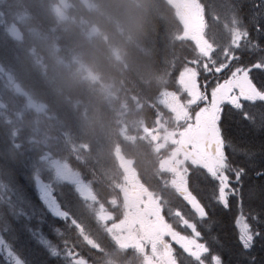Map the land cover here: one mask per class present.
<instances>
[{
  "label": "trees",
  "instance_id": "obj_1",
  "mask_svg": "<svg viewBox=\"0 0 264 264\" xmlns=\"http://www.w3.org/2000/svg\"><path fill=\"white\" fill-rule=\"evenodd\" d=\"M55 3L0 0V100L10 105L0 108V184L23 175L51 185L88 264H140L137 249L103 234L73 185L57 180L52 160L79 173L108 207L121 198L114 182L122 129L139 119L153 126L170 119L157 97L172 87L169 62L180 55L177 9L170 0H69L62 18ZM125 154L144 178L161 175L149 148L126 144ZM151 187L169 189L157 178ZM30 193L40 206L34 187ZM171 196L179 203L176 192ZM88 237L98 249L85 243Z\"/></svg>",
  "mask_w": 264,
  "mask_h": 264
},
{
  "label": "snow or ice",
  "instance_id": "obj_2",
  "mask_svg": "<svg viewBox=\"0 0 264 264\" xmlns=\"http://www.w3.org/2000/svg\"><path fill=\"white\" fill-rule=\"evenodd\" d=\"M176 18L166 102L179 203L117 224L143 233L146 264H264V0H181ZM0 193L3 264H88L54 190L18 175Z\"/></svg>",
  "mask_w": 264,
  "mask_h": 264
},
{
  "label": "rangeland",
  "instance_id": "obj_3",
  "mask_svg": "<svg viewBox=\"0 0 264 264\" xmlns=\"http://www.w3.org/2000/svg\"><path fill=\"white\" fill-rule=\"evenodd\" d=\"M170 1H171V3L174 4L175 8L178 11L181 0H170ZM246 2L250 3L251 0L250 1L246 0ZM67 6H68L67 0H57V3L54 4V8H55L57 14L62 18H66V7ZM18 34H20V31ZM11 82H12V80H11ZM166 93H167L166 91H163L162 93H160L158 100L160 103L167 106L171 110V105H169L166 102ZM27 105H28V100H27ZM29 105L34 107L36 110H40L43 108V106L38 105L36 102H34L32 100H29ZM0 108H8L9 109L10 105L8 102H3L0 100ZM172 113H173V111H172ZM159 122H160V118L156 119V123L154 126L159 124ZM159 127H160V125L153 128V125L145 124L144 122L140 121V119H139L138 123H133L131 125V128H134L135 131L137 132L136 137L142 138L143 141L155 140L158 143V148L162 149V148H164V147H166L172 143L175 135H173L171 133L166 134V135L160 134L158 132L156 133V131ZM127 135H133V132H131L129 128L126 131V136ZM171 164H172V161L170 159H167L164 163V168H166V169L170 168ZM55 165L57 168L56 172L62 178L67 179L71 182L77 183V187H78L79 191L81 192V194L88 197V198H91L90 192L86 189L85 186H83L82 184L77 182V179L73 173H71L66 167L61 166V164L55 163ZM134 180L137 181L136 177H134ZM39 183L42 184L40 181H39ZM104 216L106 217L109 215L105 214ZM108 231L116 232L117 236L121 235L119 238L121 239L122 243H126L128 240H131L133 238V232L129 228L125 227L122 224H116L113 227L109 228Z\"/></svg>",
  "mask_w": 264,
  "mask_h": 264
},
{
  "label": "flooded vegetation",
  "instance_id": "obj_4",
  "mask_svg": "<svg viewBox=\"0 0 264 264\" xmlns=\"http://www.w3.org/2000/svg\"><path fill=\"white\" fill-rule=\"evenodd\" d=\"M128 200L130 208L133 211L131 216H134L135 213H141L146 207L154 205L157 197L148 190L139 187L138 189L128 190Z\"/></svg>",
  "mask_w": 264,
  "mask_h": 264
}]
</instances>
